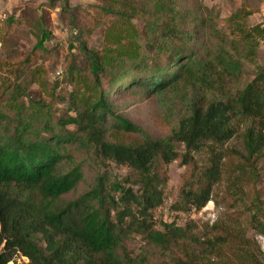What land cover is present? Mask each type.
I'll return each mask as SVG.
<instances>
[{"label":"trees","instance_id":"obj_1","mask_svg":"<svg viewBox=\"0 0 264 264\" xmlns=\"http://www.w3.org/2000/svg\"><path fill=\"white\" fill-rule=\"evenodd\" d=\"M98 2L82 33L103 20L112 23L102 49L80 45L90 95L76 86L61 107L44 67L25 61L9 63L12 77L0 76V264L18 255L30 264H151L154 256L187 243V229L176 220L164 222V230L154 226L170 163L180 159L192 166L173 205L185 212L212 200L226 156L220 146L241 132L246 152L232 153L242 164L253 166L264 152V19L251 26L253 11L240 6L227 18L225 33L218 9L203 0ZM50 35L42 27L35 49L46 50ZM73 67L68 73L77 84L82 72ZM104 78L115 93L134 89L157 101L167 134L155 135L117 114ZM34 84L46 95L32 97ZM205 148L210 155L200 167L195 154ZM109 163L131 169L125 181L112 179L104 170ZM91 166L95 175L88 173ZM232 184L239 186L238 176ZM254 201L250 223L264 234L259 192ZM133 234L145 240L138 255L127 244ZM208 242L201 255L185 249L188 255L176 264H201L209 251L221 255L233 248L225 235ZM236 258L264 264L251 250Z\"/></svg>","mask_w":264,"mask_h":264},{"label":"rangeland","instance_id":"obj_2","mask_svg":"<svg viewBox=\"0 0 264 264\" xmlns=\"http://www.w3.org/2000/svg\"><path fill=\"white\" fill-rule=\"evenodd\" d=\"M208 6H215L219 11L218 27L225 33L228 31L227 18L232 12L246 6L253 13L249 17L251 26L262 21L260 13L262 0H203ZM7 10V19L0 22V76H10L8 71L12 61L16 64L28 62L31 65L43 66L50 82L57 85V102L63 107L70 103L71 93L75 87L81 89L85 95L91 94V75L86 69V60L80 51V45L86 42L89 48L102 49L106 45V28L112 20H103L102 24L83 34L86 25L92 23L96 15L98 0H3ZM51 33L45 43L46 50L35 49L41 28ZM91 29V28H90ZM114 40L108 41L112 43ZM259 62L264 64V42L261 44ZM72 67L77 68L82 75L79 83L71 81L68 73ZM253 68V67H251ZM12 77V75H11ZM104 89L111 90L110 100L113 109L128 119L147 126L155 135L163 136L168 132L166 117L161 114L157 101L145 98L138 90L129 89L115 93L107 78L103 79ZM114 89V91H113ZM32 97L40 98L46 92L38 84L30 90ZM74 128V126H71ZM124 140H130L133 135L117 134ZM183 151L184 147L181 146ZM219 150L226 152L222 178L215 184L212 200L203 208H192L181 212L173 209V205L181 195V189L192 175V166L175 160L168 165V180L165 184V199L161 206L154 210V226L164 230V222H177L187 229L184 247H174L167 255H156L151 264H176L179 258L185 259V249L189 253L196 251L203 253L204 246L209 240H215L216 235L229 236L230 244L221 255L209 251V255L201 264H240L238 252L254 251L264 259V234L250 223L255 212V194L260 193L264 199V152L253 166L242 164L241 159L233 150L245 153L242 133L220 146ZM264 151V148H263ZM209 150L205 148L195 154L200 167L209 158ZM104 170L110 172L113 180L125 181L131 169L125 165L109 163ZM96 169L89 168L90 175H95ZM238 176V187L232 184ZM130 184V183H128ZM133 255H138L145 246L142 235L133 234L127 242ZM206 247V246H205ZM9 264H30L27 257L18 255Z\"/></svg>","mask_w":264,"mask_h":264},{"label":"built area","instance_id":"obj_3","mask_svg":"<svg viewBox=\"0 0 264 264\" xmlns=\"http://www.w3.org/2000/svg\"><path fill=\"white\" fill-rule=\"evenodd\" d=\"M261 7H262V16L264 19V0L261 2ZM7 18V10L4 6L3 0H0V22L4 21Z\"/></svg>","mask_w":264,"mask_h":264}]
</instances>
